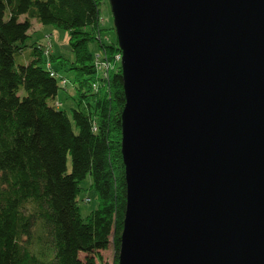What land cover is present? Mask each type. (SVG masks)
Returning a JSON list of instances; mask_svg holds the SVG:
<instances>
[{
    "label": "water",
    "instance_id": "obj_1",
    "mask_svg": "<svg viewBox=\"0 0 264 264\" xmlns=\"http://www.w3.org/2000/svg\"><path fill=\"white\" fill-rule=\"evenodd\" d=\"M123 54L118 264H264V0H110Z\"/></svg>",
    "mask_w": 264,
    "mask_h": 264
},
{
    "label": "trees",
    "instance_id": "obj_2",
    "mask_svg": "<svg viewBox=\"0 0 264 264\" xmlns=\"http://www.w3.org/2000/svg\"><path fill=\"white\" fill-rule=\"evenodd\" d=\"M102 4L0 0V264H101L112 240L118 264L127 208L126 97L121 65L108 87L93 91L91 45L103 32ZM34 20L69 34L74 57L50 60L75 73L80 103L72 117L57 106L62 87L52 73L58 72L43 66L40 45H33L29 64L16 62ZM107 48L110 55L121 52L118 39ZM87 177L100 204L84 219L78 197Z\"/></svg>",
    "mask_w": 264,
    "mask_h": 264
},
{
    "label": "rangeland",
    "instance_id": "obj_3",
    "mask_svg": "<svg viewBox=\"0 0 264 264\" xmlns=\"http://www.w3.org/2000/svg\"><path fill=\"white\" fill-rule=\"evenodd\" d=\"M102 22L101 28L103 30L102 36L106 40L107 37H112L114 41L117 40V31L115 30V21L114 15L112 12V7L110 0H103L102 4ZM25 17L21 18V21H24ZM29 39L27 41V48H25L23 54L16 55V62L17 64H29L34 58V47L41 46V50L43 52V66L47 64V56L45 55V51L50 47L52 54L55 56H61L65 58L72 59L74 57L73 48L69 42V34L65 30H61L56 28L53 25H42L38 23L36 20L33 22V27L29 32ZM91 50L94 54L101 53V45L100 41L97 40L91 45ZM52 62V61H51ZM53 68L57 70L59 77H66L69 80V85L67 89L62 88L59 91V94L56 99V103H61L62 106L60 107L61 110L67 111L68 114L72 117L73 109L79 108V98L77 95L76 88L74 86L75 80V73L74 72H67L66 69L62 68V66L58 63H53ZM75 131L78 132L76 127L74 126ZM69 168H71V163H69ZM92 179L87 177L84 181L81 182V192L79 194V207L81 215L84 219H86L90 213L99 208V199L97 192L94 188H92ZM90 200V202H87ZM103 261L101 264H116L117 257H116V249L113 244L110 247L101 252ZM86 254L81 253L80 258L82 260L86 259Z\"/></svg>",
    "mask_w": 264,
    "mask_h": 264
},
{
    "label": "built area",
    "instance_id": "obj_4",
    "mask_svg": "<svg viewBox=\"0 0 264 264\" xmlns=\"http://www.w3.org/2000/svg\"><path fill=\"white\" fill-rule=\"evenodd\" d=\"M99 41L102 52L95 54L94 57V66L98 76L97 82L93 84V91L95 93L99 92L103 87H108L113 73L118 70L120 65L122 66V58H123L122 52H117L110 55L109 50L107 48V45L111 44V39L109 36L105 40L101 34L99 35ZM44 53L48 59L47 64L45 66L51 69L52 68V62L50 60V57L52 55L51 48L49 47ZM52 76H55L57 77V79H59L62 88L68 87L70 82L66 77H59V74H56L55 72L52 73ZM57 106L61 107L62 104L57 103ZM93 129L95 132L97 131L98 128L96 123H93ZM87 202H90V200H87Z\"/></svg>",
    "mask_w": 264,
    "mask_h": 264
},
{
    "label": "crops",
    "instance_id": "obj_5",
    "mask_svg": "<svg viewBox=\"0 0 264 264\" xmlns=\"http://www.w3.org/2000/svg\"><path fill=\"white\" fill-rule=\"evenodd\" d=\"M34 22V21H33ZM110 39H111V43H114L115 41H114V39L112 38V37H110Z\"/></svg>",
    "mask_w": 264,
    "mask_h": 264
}]
</instances>
